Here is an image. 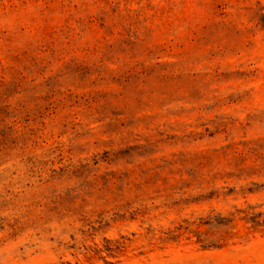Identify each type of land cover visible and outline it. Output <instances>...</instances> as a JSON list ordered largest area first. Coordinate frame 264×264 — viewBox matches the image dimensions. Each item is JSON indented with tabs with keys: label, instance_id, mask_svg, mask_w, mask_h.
Instances as JSON below:
<instances>
[{
	"label": "rangeland",
	"instance_id": "obj_1",
	"mask_svg": "<svg viewBox=\"0 0 264 264\" xmlns=\"http://www.w3.org/2000/svg\"><path fill=\"white\" fill-rule=\"evenodd\" d=\"M0 264H264V0H0Z\"/></svg>",
	"mask_w": 264,
	"mask_h": 264
}]
</instances>
